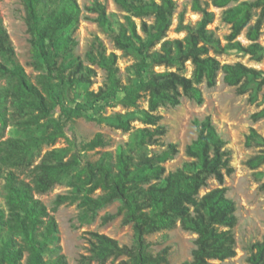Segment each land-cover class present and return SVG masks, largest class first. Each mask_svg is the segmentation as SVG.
<instances>
[{
  "label": "trees",
  "instance_id": "16d2710c",
  "mask_svg": "<svg viewBox=\"0 0 264 264\" xmlns=\"http://www.w3.org/2000/svg\"><path fill=\"white\" fill-rule=\"evenodd\" d=\"M233 1L238 3L229 6ZM21 2L32 65L38 73L33 79L15 59L14 44L0 17V55L10 63L0 59V264H68L53 214L67 203L76 204L80 221L89 223L101 209L119 202L116 212L102 216L103 222L122 216V223L133 227L131 245L105 233L88 232L90 254L82 256V263L165 264L168 249L153 253L147 236L178 223L197 234L192 258L180 264H210L211 260L225 264L223 261L234 257L237 241L233 228L238 216L236 202L224 185L225 176L234 171L225 139L210 115L195 119L198 135L185 149L190 161L167 172L165 163L179 148L174 142L163 150L154 148L161 144L168 128L161 123L163 115L158 109L180 104L183 95L203 103L199 85L205 82L208 87L215 86L220 72L239 94L254 89L250 98L256 97L264 85V72L241 61L222 63L217 55L235 50L256 61L264 59V45L259 41L264 0H192V8L201 18L195 24L180 20L178 31L186 32L183 38L168 37L177 9L175 0H115L128 12V25L113 36L115 44L136 56L127 68V82L118 65V54L108 53L102 42L87 53L90 64L75 55V34L83 17L78 0ZM210 5L224 8L223 19L230 24L225 43L209 28L216 17ZM86 8L97 13L95 20L102 26L109 25L103 1L93 0ZM147 16H154V21H146ZM135 18L141 20L143 35ZM244 31L248 44L239 39ZM188 61L193 66L190 76L186 74ZM94 64L107 74L98 90L92 89L97 76ZM157 66L166 69L156 70ZM79 86L85 101L67 108V91ZM120 92L124 93L121 103L127 108L125 112L89 114L98 104L114 106ZM144 97L148 98L147 108L140 105ZM83 115L128 132V141L115 150L99 151V157L91 159L89 152L112 142L98 132L78 150L69 140V145L47 150L35 162L36 151L67 138V122ZM262 117L264 107L253 114L254 119ZM134 121L143 126H135ZM10 125L25 135L6 137ZM246 144L261 147L247 161L257 169L264 164V135L252 129ZM210 178L220 186L201 194ZM56 184H66L69 189L56 196L51 210L36 194L48 192ZM251 246L249 264H264V239Z\"/></svg>",
  "mask_w": 264,
  "mask_h": 264
},
{
  "label": "rangeland",
  "instance_id": "374dc122",
  "mask_svg": "<svg viewBox=\"0 0 264 264\" xmlns=\"http://www.w3.org/2000/svg\"><path fill=\"white\" fill-rule=\"evenodd\" d=\"M107 5L109 17V25L102 26L95 20L97 13L87 11V6L92 4L93 0H78L83 17L80 26L75 34L78 45L74 50L75 55L80 56L83 61L90 64L87 53L97 48L100 42L106 48L107 52H116L119 56L118 65L121 70L124 82H127V68L136 61L133 53H127L117 47L113 36L117 34L121 26H127L128 12L120 6L115 0H101ZM160 1V0H157ZM177 9L174 13L173 23L168 32L169 38H183L185 31H178V25L182 19L185 24H195L201 14L192 8V0H175ZM238 2L233 1L229 6H233ZM210 10L216 14L215 20L209 25L215 34L220 37L223 43L226 42L225 37L230 33V24L223 19L224 8L210 5ZM0 17L10 34L14 44L16 55L15 59L20 62L26 69L27 73L35 79L37 71L32 65L33 57L31 44L29 42V34L25 22V10L21 0H0ZM138 23V30L143 35L140 25L141 20L135 18ZM145 20L154 21V16H147ZM245 44L249 40L245 36V31L239 36ZM259 41L264 45V25ZM159 47V45L157 46ZM212 54H214L212 52ZM222 63H234L241 61L249 66L261 69L264 72V59L256 61L248 54H243L235 50H228L217 55ZM0 59L5 60L1 55ZM8 65L10 63L5 60ZM97 71L94 77L92 89L98 90L106 81V71L99 65H93ZM164 66H157L156 70H165ZM193 71L192 62H187L186 74L190 76ZM199 87L203 91L204 102L198 103L193 98L186 95L181 97L180 104L176 106L165 105L158 109L163 115L161 123L167 128V133L162 137L161 144L154 146L156 150H163L170 142L178 145L179 152L169 159L165 166L167 172L174 171L182 164L189 160L186 154V146L190 144L198 135L195 119H203L210 115L213 122L218 128L220 134L226 141V148L231 151V164L234 171L230 175L225 176V183L228 187L227 195L234 199L237 205L236 214L238 223L233 228L236 237V255L228 258L225 264H249L248 257L251 252V245L264 239V164L257 169L251 168L247 161L257 154L261 147L258 145L248 146L246 144L247 135L252 129H256L260 134L264 135V117L254 119L253 114L260 111L264 107V85L257 92L256 97L250 98L253 93L251 89L244 94H239L235 86H230L223 79V73L220 72L217 83L213 87H208L205 82ZM255 92V91H254ZM124 93L120 92L116 99L113 100L114 106L98 104L97 108L89 111L91 116L110 115L114 112H125L127 108L121 103ZM85 101L84 90L81 86L67 91L65 105L67 108L75 106L76 102ZM141 107H148V98L144 97L140 100ZM59 115V112L56 116ZM135 126L141 127L140 121H134ZM103 132L112 142L104 148H98L89 152L91 159L99 157V151L115 150L118 145L124 144L129 139V133L90 119L85 115L75 117L67 122L66 137L60 138L54 146L44 145L40 151L35 152V162L42 159L44 153L53 147H63L69 145L72 141L74 150L80 149L81 145L95 136L96 133ZM9 135L24 136L25 133L10 125L6 129V137ZM220 186L215 178H210L208 186L201 189V194L206 191ZM69 187L66 184H56L50 191L45 193H37L36 196L44 201V203L52 210L54 200L58 194L66 193ZM1 204L4 206V199L1 198ZM119 202L112 203L101 209L96 219L89 223H82L79 219L80 209L76 204H62L56 211L54 216L59 225L60 242L63 253L66 254L68 264H99L97 261L82 263L83 255L90 254L88 236L90 231L105 233L111 237L118 239L122 244H133L134 231L131 224H123L122 216H118L106 223L103 222L102 216L107 212H116ZM197 234L185 230L180 223L171 229H163L147 236L151 243V251L155 254L163 249H168V262L165 264H180L185 260L192 258V252L195 247V238ZM220 260H211L210 264H219ZM106 264H116L109 260Z\"/></svg>",
  "mask_w": 264,
  "mask_h": 264
}]
</instances>
